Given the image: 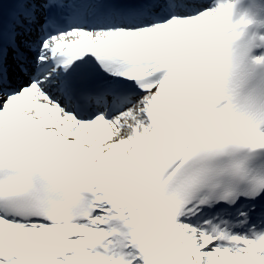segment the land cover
<instances>
[{
    "label": "snow or ice",
    "instance_id": "obj_1",
    "mask_svg": "<svg viewBox=\"0 0 264 264\" xmlns=\"http://www.w3.org/2000/svg\"><path fill=\"white\" fill-rule=\"evenodd\" d=\"M0 264H264V0H0Z\"/></svg>",
    "mask_w": 264,
    "mask_h": 264
}]
</instances>
